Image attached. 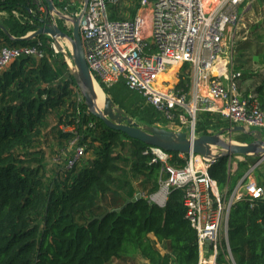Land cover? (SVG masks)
<instances>
[{"label": "trees", "instance_id": "1", "mask_svg": "<svg viewBox=\"0 0 264 264\" xmlns=\"http://www.w3.org/2000/svg\"><path fill=\"white\" fill-rule=\"evenodd\" d=\"M138 1L112 7L110 17L132 18ZM70 2L53 0L56 8L66 7V13L73 15L78 6ZM42 4L45 0H0V24L10 34L0 28V48L35 46L43 52L38 59L21 55L0 71V264H107L136 255L149 264H198L197 234L186 218L182 191L172 189L164 207L146 198L158 191L161 178V164L144 154L149 146L108 128L89 113L63 54L54 53L49 36L22 38L50 22L49 15L38 9ZM253 28L252 57L264 62V19ZM244 42L237 46L240 56L251 48L249 41ZM239 67L244 69L242 79L259 78L253 92L264 109V77L252 73V66ZM179 87L188 91L189 83L180 81ZM101 88L137 124L167 123L123 82ZM51 117L56 123L49 128ZM225 127L228 123L216 114L196 115L199 135ZM241 135L239 141H252L250 135ZM50 136L52 152L62 150L65 157L58 155V162L48 168L42 146ZM75 137L91 157L82 156L66 167L72 157L69 142ZM127 144L129 156L116 153ZM170 153L174 166L185 165L178 152ZM247 159L254 158L245 157L240 163ZM239 168L231 175L228 158L223 157L210 167L209 175L218 190L226 189L229 195L245 173ZM136 193L141 198L124 206ZM227 228L235 264H264V195L236 201ZM156 242L164 243L168 252L161 253ZM216 264H228L225 253L219 254Z\"/></svg>", "mask_w": 264, "mask_h": 264}, {"label": "built area", "instance_id": "2", "mask_svg": "<svg viewBox=\"0 0 264 264\" xmlns=\"http://www.w3.org/2000/svg\"><path fill=\"white\" fill-rule=\"evenodd\" d=\"M124 1L88 0L83 10L81 0L78 11L69 14L78 16L82 11L79 33L95 84L101 88L123 82L141 95L145 104L160 112L168 125L191 137L197 136L196 115L201 111L216 114L228 127L264 129V109L255 96H244L238 91L236 80L241 73L233 69L238 6L245 0H216L213 4L207 0H139L132 18L110 19L108 7H118ZM38 9L48 14L46 5H39ZM66 10L65 7L60 11L67 15ZM65 23L71 28L70 23ZM60 43L62 50L53 40L51 47L54 53L63 54L71 71L70 45L68 41ZM21 55L38 59L43 52L35 46L0 48V71ZM185 65L189 67L184 73L190 79L188 91L177 88L178 83L169 84L170 80L159 81L160 75L172 67L181 70ZM178 76L183 74L178 72ZM172 77L175 79L176 73ZM61 129L74 130L73 126ZM224 137L231 140L227 134ZM77 140L75 137L69 142L72 157L66 167H71L85 152ZM148 153L152 163L161 164L159 189L146 196L148 201L164 207L170 191L180 189L186 218L197 234L198 264H216L220 253H225L228 264H235L227 244L228 216L236 201L264 195V187L252 179L254 167L228 195L226 189L218 190L209 175L210 167L219 160L217 151L210 156L178 153L177 157L186 161L181 167L174 166L170 162L172 154L161 148L149 146L144 151ZM233 157L237 162L244 159ZM234 162L228 158L229 165Z\"/></svg>", "mask_w": 264, "mask_h": 264}, {"label": "water", "instance_id": "3", "mask_svg": "<svg viewBox=\"0 0 264 264\" xmlns=\"http://www.w3.org/2000/svg\"><path fill=\"white\" fill-rule=\"evenodd\" d=\"M88 0H83V10ZM50 22H45L36 27L35 30L27 33L24 39L35 38L39 35L49 36L59 50H62L60 41H68L70 45L69 57L72 61V77L80 92L87 110L90 114L100 119L108 128L120 131L128 137L141 141L148 146L158 147L167 152H178L182 154H199L210 156L217 151V158H229L232 156L253 157L258 161L264 160V131L261 129H246L244 126L236 125L225 127L216 133L202 134L191 137L186 131L168 129L159 125H139L129 117L112 99L104 92L102 106L97 105L98 96L94 89V81L85 59L83 44L79 33V22L82 11L78 16H71L62 13L55 7L53 0H45ZM71 24V35H67L60 29L55 17ZM3 32L10 36L9 32L0 24ZM67 55V53H64ZM103 91V90H102ZM235 133L250 135V142H234L224 137V134L231 136ZM141 198L136 193L127 204ZM108 211H105L106 214ZM104 214L98 218H102Z\"/></svg>", "mask_w": 264, "mask_h": 264}, {"label": "crops", "instance_id": "4", "mask_svg": "<svg viewBox=\"0 0 264 264\" xmlns=\"http://www.w3.org/2000/svg\"><path fill=\"white\" fill-rule=\"evenodd\" d=\"M210 4H213V3H215V1L216 0H207ZM255 1L256 0H245L241 5H239L238 6V19H240V20H238V23H237V25H236V28H235V32H236V36L235 37H237V34H239V32H240V28H244L245 30L243 31V34L244 33H246L247 31H250V33H251V36L254 38V35H253V33H254V28H253V25H255V24H257V23H261L262 22V20H263V16H264V13H262V12H259L262 8L261 7H259V6H257V5H254L255 4ZM257 10H258V12H259V14L261 13V16H255V12H257ZM263 11H264V8H263ZM251 17V18H250ZM246 19H248V22H252V20L254 19V21H253V23H251V24H253V25H250V26H248V27H246L247 25H246ZM254 29V30H253ZM252 38V39H253ZM243 39H246V37L244 38L243 37ZM252 39H250V45H251V47H252V44H253V42H252ZM253 41L255 42V38L253 39ZM254 45H255V43H254ZM251 50V48H249L248 50H246V51H242V52H244V53H242V58H240V60H238L237 62H234V60H233V69H234V71H236V72H240L241 73V76L236 80V83H237V86H238V91L242 94V95H244V96H247V95H253V96H255L256 97V95H255V93L253 92V88H254V86H255V84L254 83H257L258 81H259V78H249V79H246V80H244V79H242V75H243V68L241 67H239L240 65H242V64H244V67H245V69H246V67H248V66H254V68H253V72L252 73H255V74H258V75H261L260 77H264V62H263V60L261 59V58H259V57H257V60L255 61L254 59H253V57H252V55H253V53L255 52H248V51H250ZM235 54V53H234ZM262 62V63H261ZM237 66H238V68H237ZM170 70V69H169ZM169 72V71H168ZM167 72V73H168ZM174 74V73H173ZM173 78V77H172ZM254 84V85H253ZM219 130V129H218ZM264 130V129H263ZM214 131H217V130H214ZM211 132H213L212 130H211ZM210 132V133H211ZM197 135H199V134H197ZM233 135V134H232ZM244 159H245V157H243ZM243 159V160H244ZM255 159H257V158H255ZM263 161V160H262ZM262 161H258V159H257V161H256V163L254 164V165H252V167H256V166H259V164L262 162ZM240 162V161H239ZM237 166H238V164H237V162H234V163H231V165H229V163H228V171H229V173L231 174V175H233L234 173H235V171H236V169H237ZM230 167V168H229ZM252 167H250V168H252ZM249 168V169H250ZM248 169V170H249ZM246 174V172L244 173V175ZM243 175V176H244ZM242 176V177H243ZM241 177V178H242ZM241 178H239L238 180H237V183H239V181H240V179ZM252 179L258 184V185H260L255 179H254V177L252 176ZM260 186H263L264 187V185H260ZM149 237L152 239V240H155V238L152 236V235H149ZM156 247L161 251V253H167L168 251H167V249H166V247H165V244L164 243H157L156 242ZM107 264H149L145 259H143L141 256H139V255H136V256H133V257H129V258H125V259H114V260H111L109 263H107Z\"/></svg>", "mask_w": 264, "mask_h": 264}, {"label": "rangeland", "instance_id": "5", "mask_svg": "<svg viewBox=\"0 0 264 264\" xmlns=\"http://www.w3.org/2000/svg\"><path fill=\"white\" fill-rule=\"evenodd\" d=\"M69 1H71L70 3H71V5L73 6V4H75V3H77V6L79 7V5H80V1L81 0H69ZM129 4V0H126V1H124L122 4H120L118 7L119 8H121L123 5H128ZM254 5H257V6H259V7H261L262 9L259 11V12H262V13H264V11H263V8H264V0H256L255 1V4ZM111 6H109L108 7V12H109V18L110 19H112V17H110L111 16ZM259 12H258V10H257V12H255V16H261V13L259 14ZM251 18V17H250ZM263 19H264V16H263ZM240 20V19H239ZM253 21H254V19L252 20V22L251 23H253ZM263 21V20H262ZM58 23H59V27L62 29V30H64L65 32H67V34L68 35H71V33H72V31L71 30H69V28L66 26V23H65V21H63V20H59L58 21ZM250 22H248V19H246V27H248V26H250V25H253V24H251ZM241 30H240V32H239V34H237V37H235V41H234V46H233V49H232V52H233V60H234V62H237L238 60L237 59H240V58H242V56H240L239 55V52H240V49H239V47H237L238 46V44L241 42V45H245V42L244 41H250V39H252L253 37L251 36V33H250V31H247L246 33H244L243 34V31L245 30L244 28H240ZM243 37L245 38L246 37V39H243ZM254 39V38H253ZM253 39H252V42H253V44H252V47H251V50L250 51H248L249 53L250 52H254L255 50H256V47H255V45H254V41H253ZM246 51V50H245ZM235 53V54H234ZM253 68H254V66H253ZM253 68H252V70H253ZM189 70V67H186V65L180 70V69H178L177 67H176V69H175V73H176V78L175 79H172V80H170L171 82H169V84H173V83H178L177 84V88H180L179 87V84H180V81H184V82H188L189 83V77H188V74H184V73H187V71ZM178 72H180V73H182L184 76H178ZM166 81V80H165ZM119 83H122V82H117V83H115V84H113V85H117V84H119ZM187 85V84H186ZM112 86V85H111ZM110 87V86H109ZM98 88V90H99V92H98V94H99V96L102 94V90H101V88H99V87H97ZM132 91V90H131ZM134 93H136L137 94V92H135V91H133ZM139 95V94H138ZM100 102V101H99ZM55 123H56V121H55V119L53 118V117H51V122H50V127L49 128H51L52 126H54L55 125ZM159 126H162V127H166V128H168V129H173V130H178L176 127H174V126H172V125H168L167 123L165 124V125H159ZM48 128V129H49ZM242 133H235V134H233V135H231L230 136V138H231V140L232 141H234V142H239V143H242L241 141H239V140H242V138H243V135H241ZM242 137V138H241ZM48 139V141L46 142V141H44V144H43V146H42V149L44 150V152H45V154H46V161H47V165H48V168H50L53 164L55 165L57 162H58V155H61L62 157H65V155H64V153H63V151L62 150H58V148H57V150H58V152L56 153V151H53L52 152V148H51V145H52V143H54V138H53V136H50L49 138H47ZM244 139H245V137H244ZM54 146L56 147V145L54 144ZM128 147H129V145L127 144V145H125L124 146V148H119L117 151H116V153H118V154H121V155H123V156H129V152H128ZM83 156H85V158L86 157H91V154L90 153H85L84 152V154H83ZM234 161H236L235 160V158L232 156V162H234ZM256 161H257V159H247V161H245V163H240L239 161L237 162V164H238V167H240L239 169H245V172H247L248 171V169L250 168V167H252V165H254L255 163H256ZM263 171H264V160L259 164V166H256L255 168H254V170L252 171V176L254 177V179L260 184L261 183V181H264V174H263ZM233 177H235V176H233ZM134 184H136V183H134Z\"/></svg>", "mask_w": 264, "mask_h": 264}, {"label": "bare ground", "instance_id": "6", "mask_svg": "<svg viewBox=\"0 0 264 264\" xmlns=\"http://www.w3.org/2000/svg\"><path fill=\"white\" fill-rule=\"evenodd\" d=\"M175 69H176V67H172L170 70H169V72L168 73H165V74H163V75H160V77H159V81L160 80H172L173 78H172V75H173V73H175L176 71H175ZM175 71V72H174ZM97 87H99L97 84H95L94 85V89H95V92H96V94H97V96H98V99H97V105L99 106V107H101L102 106V102H103V97H104V93H103V91H102V94L99 96V94H98V92H99V90H98V88ZM100 88V87H99ZM102 90V89H101ZM100 101V102H99Z\"/></svg>", "mask_w": 264, "mask_h": 264}]
</instances>
